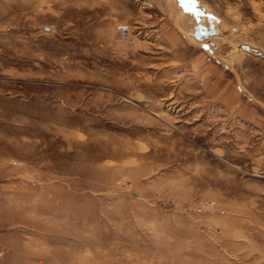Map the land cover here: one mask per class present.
Returning <instances> with one entry per match:
<instances>
[{
    "label": "rangeland",
    "instance_id": "374dc122",
    "mask_svg": "<svg viewBox=\"0 0 264 264\" xmlns=\"http://www.w3.org/2000/svg\"><path fill=\"white\" fill-rule=\"evenodd\" d=\"M0 264H264V0H0Z\"/></svg>",
    "mask_w": 264,
    "mask_h": 264
},
{
    "label": "water",
    "instance_id": "95a60500",
    "mask_svg": "<svg viewBox=\"0 0 264 264\" xmlns=\"http://www.w3.org/2000/svg\"><path fill=\"white\" fill-rule=\"evenodd\" d=\"M197 12H199V11L197 10ZM205 15L210 18V23H209V26H207L201 22H198L194 26L193 36L197 40L208 39L210 36H214L217 34V29H216L215 23L213 22V14L212 13H205ZM201 47L206 49V50L212 51L210 49V43L203 42L201 44Z\"/></svg>",
    "mask_w": 264,
    "mask_h": 264
},
{
    "label": "bare ground",
    "instance_id": "6f19581e",
    "mask_svg": "<svg viewBox=\"0 0 264 264\" xmlns=\"http://www.w3.org/2000/svg\"><path fill=\"white\" fill-rule=\"evenodd\" d=\"M204 15H205V13H203ZM199 22H201V23H203V24H205V25H207V26H209V23H207V17H204V16H202V18H201V20H199ZM214 23H215V21H213ZM216 26V25H215ZM216 29H217V34H219V29H218V27L216 26ZM215 36V35H214ZM213 36H210L208 39H207V41L209 42V39L210 38H212ZM214 38V37H213ZM212 38V39H213ZM213 41V40H212ZM213 42H211V44H212ZM170 103V102H169Z\"/></svg>",
    "mask_w": 264,
    "mask_h": 264
},
{
    "label": "built area",
    "instance_id": "2783aa9c",
    "mask_svg": "<svg viewBox=\"0 0 264 264\" xmlns=\"http://www.w3.org/2000/svg\"><path fill=\"white\" fill-rule=\"evenodd\" d=\"M124 28H125V25H123V24L119 25V29H120V30H122V29H124Z\"/></svg>",
    "mask_w": 264,
    "mask_h": 264
}]
</instances>
